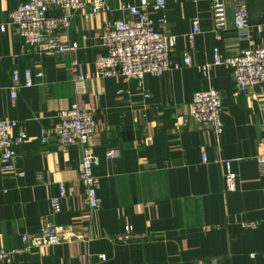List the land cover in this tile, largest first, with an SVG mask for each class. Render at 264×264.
<instances>
[{
	"label": "crops",
	"instance_id": "0c3cea01",
	"mask_svg": "<svg viewBox=\"0 0 264 264\" xmlns=\"http://www.w3.org/2000/svg\"><path fill=\"white\" fill-rule=\"evenodd\" d=\"M138 1L110 0L111 12L88 19L74 14L61 31L62 43L73 50L43 53L27 47L8 24L19 0H0V119L19 121L13 138L28 135L17 147L14 170L0 161V248L17 249L0 264H264V168L256 160L264 153V82L242 93L231 69L213 64L215 47L234 56L264 46V0H247V32L234 24V0H225L227 24L220 32L211 0H168L165 11L150 8L156 29L177 36L171 52L177 66L143 82L98 77L103 24L127 16L121 4ZM70 12L52 8L49 15ZM195 18L201 31L191 39ZM186 54L191 65L184 63ZM203 64L211 65L207 72ZM14 68L22 79L28 68L42 72L15 99ZM211 88L225 105L221 136L191 115L194 94ZM74 103L93 110L96 121L91 143L99 158L101 206L95 210L80 180L81 149L60 146L55 135L60 112ZM111 149L119 156L109 157ZM227 162L236 174L234 191L225 184ZM62 183L66 193L55 212L52 200ZM44 220L74 235L54 246L25 248L22 233H38ZM128 224L139 236L116 241Z\"/></svg>",
	"mask_w": 264,
	"mask_h": 264
},
{
	"label": "built area",
	"instance_id": "2783aa9c",
	"mask_svg": "<svg viewBox=\"0 0 264 264\" xmlns=\"http://www.w3.org/2000/svg\"><path fill=\"white\" fill-rule=\"evenodd\" d=\"M236 9L234 13L235 26L247 32L251 26L249 6L247 0H234ZM214 19V30L222 31L227 24V6L225 0H211ZM168 0H139L138 3L128 2L119 6L127 12V16L106 21L103 24L100 38L104 53L96 60L97 76L110 78L122 76L126 79H137L141 82L148 75L161 76L173 65L171 52L176 45L177 36L156 29L149 16V9H167ZM52 8L70 10L69 14L51 16ZM113 7L110 0H19L17 7L8 15V24L13 25L25 45L35 48L40 52H71L74 46L62 43L61 31L68 30L74 14H82L85 19L101 12H111ZM165 16L162 22H165ZM7 23L2 25L5 30ZM201 31L198 18L193 20L190 38L193 39ZM184 63L192 64L189 54L185 55ZM213 64L225 65L233 73L239 90L246 93L253 86L264 82V46H255L243 50L234 56H224L218 47L214 48ZM210 64L200 65L202 72L210 69ZM42 72L34 74L31 68L24 72V78L17 68L11 72V95L17 98L21 87H30L35 83V77H41ZM146 96H150L146 93ZM224 101L218 90L213 88L197 91L191 101V115L198 126L214 130L218 136L224 132L225 126L222 119ZM19 126L15 119H0V161L5 170H14L18 160L17 147L25 142L28 135L20 132L15 138L12 132ZM96 129L93 110L80 106L77 103L60 112V120L56 124V140L62 147L77 146L81 149L80 180L86 188V198L92 210L101 206L98 195L100 178L95 172L99 158L91 141ZM48 138L42 136L41 143H46ZM109 157L119 156L118 149L107 151ZM207 157L204 155V160ZM256 160L264 168V153H259ZM225 184L228 191L237 188L236 174L227 162ZM66 193L65 184H60V195L53 198L52 207L55 212L61 210V198ZM74 235L70 227L52 224L46 220L42 222L38 233L23 232L21 239L27 249L42 246H54L69 239ZM136 234L132 225L125 226L123 232L115 238L120 243L134 240ZM17 249L9 250L0 248V260H6ZM100 261L107 260L105 254L98 256Z\"/></svg>",
	"mask_w": 264,
	"mask_h": 264
}]
</instances>
